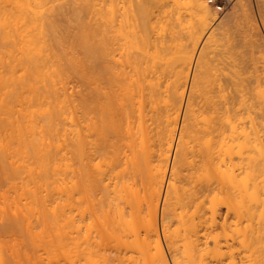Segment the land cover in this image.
Masks as SVG:
<instances>
[{
  "label": "bare ground",
  "instance_id": "obj_1",
  "mask_svg": "<svg viewBox=\"0 0 264 264\" xmlns=\"http://www.w3.org/2000/svg\"><path fill=\"white\" fill-rule=\"evenodd\" d=\"M92 1L0 0V264H264V57L205 82L206 0L178 48Z\"/></svg>",
  "mask_w": 264,
  "mask_h": 264
},
{
  "label": "rangeland",
  "instance_id": "obj_2",
  "mask_svg": "<svg viewBox=\"0 0 264 264\" xmlns=\"http://www.w3.org/2000/svg\"><path fill=\"white\" fill-rule=\"evenodd\" d=\"M85 1H87V0H85ZM84 1V2H85ZM96 1L97 0H95V4H96ZM99 1V0H98ZM101 1V0H100ZM102 1H104V0H102ZM102 1H101V3H102ZM111 1V3H112V5L113 6H115V5H117L118 3H120V4H118V6H115V7H119V9L120 10H118V8H116L118 11H120V12H117V10L115 11V12H117V14L118 15H120V13H122L121 15H120V17H118V15H117V17H115V19L117 18V19H119V18H121L120 20H123L122 22L121 21H119V23L121 24V23H123L124 21H133L135 18V22H137L136 20H138L139 22H140V24L142 23V24H145L146 23V31L147 32H149L148 31V28H149V30H150V32H151V30H152V32L151 33H149L148 35H153V37H152V39H154L153 40V42L155 41V37L154 36H156V40H159V39H157V36L158 35H155V34H157V31H158V29H160L159 31V34H162V35H164L165 33V35H164V38H165V36L168 38V37H170V39H172L171 41H170V39L168 38V40H167V38H165L166 40H167V42L169 41L171 44H174L175 46H176V48H178L177 47V43L176 42H178L179 44L181 43V42H184L183 40H182V38H184V40L186 41H188V40H190V35L192 34L191 32H193L194 30V33L196 32V28H198V29H200L201 27H199L200 25H199V22L197 21V17L195 16V15H193V12L190 10L191 8V6H190V0H181L180 1V3H182V6H181V8H180V6H178L180 3H179V0H167V4H166V0H150V3L152 4L151 6L152 7H154L153 8V10L155 11V12H153L152 11V8H151V13L153 12V15H152V18H151V16H150V13L148 14V16H144L143 17V15H142V17H141V15H140V13H139V10L138 9H136V8H138L139 6H138V3L141 1H139L138 0V2H136V0H117L118 1V3H117V1H115V2H112L113 0H110ZM109 0H106V1H104L105 2V4H106V2H107V4H109V6L111 5L110 3H108V2H110ZM120 1V2H119ZM146 1H148V0H146ZM152 1V2H151ZM164 1V2H163ZM176 1V2H175ZM207 2H208V4L210 5V6H212V8H213V10H214V12L216 13V20L211 24V26L209 27V29L205 32V34H204V36H203V38H202V42L200 43V45H199V47H198V50H197V52H196V54L198 55V57L200 56V57H202L203 58V62L201 63V64H197V66L195 65V63H193V65H192V67H191V69L193 70L194 68H195V70H196V72L198 71V72H200V73H206L209 77L208 78H206L205 80H203V81H205V82H213L216 78H215V75L217 74V72H219V74H220V77H219V74H218V77L221 79V80H225V77L227 78L226 79V81L228 80V78H229V76L231 75V74H233L234 75V73L236 74L237 72H238V74H239V72H241V73H243L242 71H244L245 72V70L247 71H254V70H256V69H260L261 67H263V64H264V61H263V59H262V57H264V56H262V54L264 55V0H227V5H226V7H225V10L223 11V12H219L218 11V9L215 7V6H213V5H211L210 3H209V0H206ZM83 1L81 0V3H82ZM84 2H83V4H84ZM91 2H93L92 0H91ZM90 2V3H91ZM161 2H163V3H161ZM177 2H178V4H177ZM87 3V2H86ZM85 3V4H86ZM90 3H88V4H90ZM98 3V2H97ZM101 3L100 4H98V5H101ZM115 3H117V4H115ZM166 5H165V4ZM176 3V4H175ZM84 4V5H85ZM93 4V3H92ZM92 4H90V5H92ZM105 4H103V8H104V5ZM137 4V5H136ZM165 6H164V5ZM173 4H175V6L173 5ZM122 5V6H121ZM109 6H106V8H108L109 9ZM162 6V7H161ZM190 6V7H189ZM115 7H114V9H115ZM136 7V8H135ZM175 7L177 8V9H175ZM179 7V8H178ZM241 7H243L244 8V10H247V11H249V14L251 15L250 17V20H251V22L249 21V17H248V19H246V17H244L243 15H242V8ZM127 8V9H126ZM131 8V10L129 11V9ZM165 8V9H164ZM108 9H105L104 8V10H107V12H108ZM122 9H124V10H122ZM126 9V10H125ZM134 9H136V13H135V10ZM104 10L102 11V14H106V11L104 12ZM122 10V11H121ZM164 10V11H163ZM166 10V11H165ZM100 11V12H101ZM126 11V12H125ZM164 13H163V12ZM173 12V14H172V12ZM175 11V12H174ZM99 12V13H100ZM123 12H125V14L127 13V14H129V15H127L126 14V17H124V13ZM131 12L132 13H134V15L133 16H131L132 14H131ZM138 12V13H137ZM167 12V13H166ZM171 12V13H170ZM98 13V14H99ZM161 13V14H160ZM123 15V16H122ZM137 15H139V16H137ZM171 15H173V17L171 16ZM234 15V16H233ZM98 16V15H97ZM103 16V15H102ZM101 16V17H102ZM109 16V15H108ZM115 16H116V13H115ZM124 18H122V17ZM137 16V17H136ZM100 17V14H99V16H98V18L97 19H101V18H99ZM110 17V16H109ZM128 17V20H126L125 18H127ZM138 17H140V19L138 18ZM146 17V18H145ZM149 17H150V19H149ZM170 17V18H169ZM176 17H178V19H176ZM231 17H233V19L231 18ZM104 19H101V21H103V20H105L106 18H107V15H106V18L105 17H103ZM131 20H130V19ZM134 18V19H133ZM148 18V19H147ZM171 18H172V20H171ZM133 19V20H132ZM143 19V20H142ZM144 19H145V21H144ZM170 19V20H169ZM229 19V20H228ZM86 20V19H85ZM109 20V18L107 19V20H105V21H108ZM148 20V23L146 22ZM233 20V22H231V21ZM87 22H88V19L86 20ZM100 21V20H99ZM168 21H170V24H169V22ZM249 21V22H248ZM253 21V22H252ZM104 22V21H103ZM115 22V24L117 23V25H115V27L116 26H118V20H117V22H116V20L114 21ZM138 22V23H139ZM150 22V23H149ZM163 23V26H162V23ZM165 23V24H164ZM251 23V24H250ZM254 25H253V24ZM119 24V25H120ZM125 24V22L123 23V25ZM141 24V25H142ZM149 24V25H148ZM122 25V24H121ZM120 25V26H121ZM153 26V28L155 29H153L152 27H149V26ZM157 25V26H156ZM159 25V26H158ZM161 25V26H160ZM165 25V26H164ZM167 25V26H166ZM171 25V26H170ZM251 25V26H250ZM72 26H74V28L72 27ZM72 26H70L69 25V23L67 24V22H65V21H61V22H58V23H56V24H54V26H52V28H47V31L50 29H53V30H49L48 31V34L47 35H50V37L51 36H54L53 38L54 39H56V41H58V43L53 39L52 40V42L53 41H55V47H57V49L56 50H59L60 51V53H61V55H66V54H69V53H71L72 51H70L71 50V48H74V46H68V45H70V44H68L69 42H72L71 40H74V39H71L70 37L72 36V38L74 37L75 39H76V43H77V37H81V36H83V33H81V31H78V32H80V33H78V32H76V30H80L79 28H80V26H76V25H74V24H72ZM170 26V27H169ZM72 27V28H71ZM77 27V28H76ZM105 27V26H104ZM119 27V26H118ZM117 27V28H118ZM159 27V28H158ZM161 27V28H160ZM162 27H164V28H162ZM166 27V28H165ZM171 27H172V29H174V32H173V30L171 29ZM253 27H255V29H253V30H251ZM82 28V27H81ZM116 28V29H117ZM150 28H152V29H150ZM157 28V29H156ZM169 28V29H168ZM72 29H74V30H72ZM76 29V30H75ZM83 29V28H82ZM163 29H165V30H163ZM125 30L127 31V29L125 28ZM163 30V31H162ZM255 30V31H254ZM73 31L75 32L74 33V36H73V34L71 35V33H73ZM124 31V29L122 28V30H121V32H123ZM170 31V32H169ZM197 31H199V30H197ZM254 31V32H253ZM55 32H57V34H55ZM165 32V33H164ZM167 32H168V34H167ZM173 32V33H172ZM54 33V34H53ZM78 33V34H77ZM117 33H119V32H117ZM123 33H125V31L123 32ZM153 33V34H152ZM170 33L172 34V36L170 35ZM191 33V34H190ZM193 33V34H194ZM1 34V33H0ZM51 34H53V35H51ZM77 34V35H76ZM82 34V35H81ZM175 34V35H174ZM190 34V35H189ZM55 35H58L57 37L55 36ZM60 35V36H59ZM75 35L77 36V37H75ZM162 35H159V36H162ZM169 35V36H168ZM253 35H254V40L255 41H253V43H256V46H257V44H258V46L257 47H255V46H253V45H255V44H251L252 42H250L249 40H250V38H251V36H252V38H251V41L253 40ZM70 36V37H69ZM175 36V37H174ZM1 37H2V35H1ZM61 39H59V38ZM163 37V36H162ZM161 37V38H162ZM172 37V38H171ZM67 38V39H66ZM149 38H151L150 36H149ZM160 38V37H159ZM179 38H180V40H182V41H180L179 40ZM65 39V40H64ZM71 39V40H70ZM152 39H151V41H152ZM175 39L177 40L176 42H174L175 41ZM256 39H258L259 40V43H258V40H256ZM0 40L2 41V39L0 38ZM64 41V42H61V41ZM164 40V39H163ZM179 40V41H178ZM0 41V42H1ZM69 41V42H68ZM186 41V42H187ZM59 42H61V43H59ZM74 42V41H73ZM73 42H72V44H73ZM173 42V43H172ZM68 45H67V44ZM76 43H74L75 44V49H74V51L75 50H77V51H75L74 53H75V55L77 54L78 56H79V58H83L84 56H86L87 55V52L86 51H88L87 49H85L84 48V50H86L85 52L83 51V48H81L80 46V48L82 49H80L79 47V49H76ZM169 43V44H170ZM176 43V44H175ZM190 43V41H188L186 44H189ZM260 43H262V45L263 46H261V44ZM1 44L3 45V43H0V46H1ZM57 44H62V48L61 49H59V45L58 46H56ZM65 46H64V45ZM71 44V45H72ZM260 44V45H259ZM68 47H67V46ZM190 45V44H189ZM179 46V45H178ZM252 46L253 47H255V48H252ZM4 47H5V45H4ZM3 47V48H4ZM63 47H66V48H63ZM69 47H71V48H69ZM258 47H259V49L260 50H258ZM263 47V48H262ZM0 48H2V46L0 47ZM0 49V52H1V50H2V54H3V51H6L7 49L6 48H8V49H10V47L9 46H7V47H5L4 49ZM175 48V47H174ZM175 48V49H176ZM65 49H68V50H65ZM174 49V51H176ZM189 49H191V46L189 47ZM252 49H253V51H255V55L253 54V51H252ZM262 49H263V51H262ZM79 50H81V51H79ZM58 51V52H59ZM65 51V52H64ZM68 51V52H67ZM260 51H262V53H260ZM67 52V53H66ZM77 52V53H76ZM63 53V54H62ZM65 53V54H64ZM74 53H72L73 55H74ZM86 53V54H85ZM89 53V52H88ZM252 53V54H251ZM83 54H84V56H83ZM70 55V54H69ZM74 55V56H75ZM76 55V56H77ZM251 55H252V57H251ZM261 55V56H260ZM7 55L6 54H3V57L5 58ZM197 57V58H198ZM65 58V57H64ZM261 58V59H260ZM5 60V59H4ZM261 61H263V64L262 63H260ZM195 65V66H194ZM194 67V68H193ZM259 67V68H258ZM192 70H191V73H192ZM234 71H237V72H234ZM247 71V72H248ZM249 71V72H250ZM197 72V73H198ZM222 72V73H221ZM223 74V75H222ZM224 74H226V75H224ZM222 76H224V77H222ZM233 77V76H232ZM231 78H229V80H230ZM217 80V79H216ZM219 80V79H218ZM192 172V171H191ZM172 227H173V225H172Z\"/></svg>",
  "mask_w": 264,
  "mask_h": 264
},
{
  "label": "built area",
  "instance_id": "obj_3",
  "mask_svg": "<svg viewBox=\"0 0 264 264\" xmlns=\"http://www.w3.org/2000/svg\"><path fill=\"white\" fill-rule=\"evenodd\" d=\"M209 3L215 6L219 12H223L227 5V0H209Z\"/></svg>",
  "mask_w": 264,
  "mask_h": 264
},
{
  "label": "snow or ice",
  "instance_id": "obj_4",
  "mask_svg": "<svg viewBox=\"0 0 264 264\" xmlns=\"http://www.w3.org/2000/svg\"><path fill=\"white\" fill-rule=\"evenodd\" d=\"M97 166H99V165H97Z\"/></svg>",
  "mask_w": 264,
  "mask_h": 264
}]
</instances>
